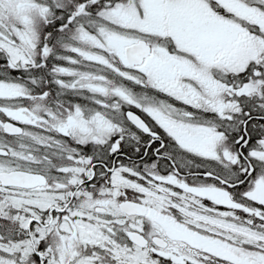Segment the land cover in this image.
<instances>
[{"label":"snow or ice","instance_id":"1","mask_svg":"<svg viewBox=\"0 0 264 264\" xmlns=\"http://www.w3.org/2000/svg\"><path fill=\"white\" fill-rule=\"evenodd\" d=\"M0 264H264V0H0Z\"/></svg>","mask_w":264,"mask_h":264}]
</instances>
